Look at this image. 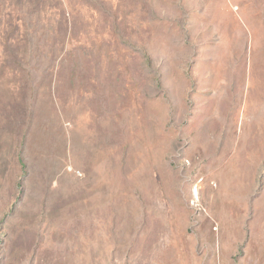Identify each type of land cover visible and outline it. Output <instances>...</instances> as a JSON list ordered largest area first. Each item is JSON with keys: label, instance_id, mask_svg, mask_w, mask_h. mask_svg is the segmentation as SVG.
Listing matches in <instances>:
<instances>
[{"label": "rangeland", "instance_id": "1", "mask_svg": "<svg viewBox=\"0 0 264 264\" xmlns=\"http://www.w3.org/2000/svg\"><path fill=\"white\" fill-rule=\"evenodd\" d=\"M0 264H264V0H0Z\"/></svg>", "mask_w": 264, "mask_h": 264}]
</instances>
